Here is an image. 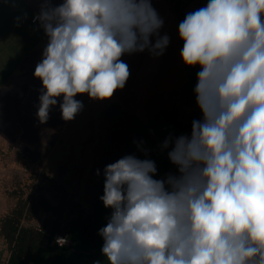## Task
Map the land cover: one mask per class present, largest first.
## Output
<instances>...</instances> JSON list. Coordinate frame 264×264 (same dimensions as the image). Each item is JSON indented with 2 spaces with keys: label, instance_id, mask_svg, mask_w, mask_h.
Here are the masks:
<instances>
[{
  "label": "clouds",
  "instance_id": "1",
  "mask_svg": "<svg viewBox=\"0 0 264 264\" xmlns=\"http://www.w3.org/2000/svg\"><path fill=\"white\" fill-rule=\"evenodd\" d=\"M37 21L41 123L60 97L65 121L84 107L78 94L112 98L130 76L123 55L170 43L151 0H41ZM178 33L183 63L201 69L202 119L163 142L178 175L155 179V162L135 155L105 166L104 264H264V0H208Z\"/></svg>",
  "mask_w": 264,
  "mask_h": 264
},
{
  "label": "crops",
  "instance_id": "2",
  "mask_svg": "<svg viewBox=\"0 0 264 264\" xmlns=\"http://www.w3.org/2000/svg\"><path fill=\"white\" fill-rule=\"evenodd\" d=\"M207 2L208 0H192L184 10L185 15L206 6ZM151 3L164 21L159 33L161 36L168 35L170 43L163 55L160 56H154L145 50L144 52L125 54L121 57L129 66L130 76L125 87L118 89L113 95L116 97L119 107L114 108L115 110L107 109L108 102L103 110L96 113L104 119L108 116H117L116 123L114 122L111 129L107 128V132L102 134L101 140L104 139L107 145H110L108 141L122 139L119 135L111 134L110 137L109 134L112 131L115 133L121 130L126 121L119 128L116 127L117 122L127 119V116L137 123H148L150 130H157V126L154 127V122L156 123L160 117L164 123V131L165 117L174 111L177 114V120L183 124L202 119V112L196 99L187 100L180 97L179 94L187 79V72L181 58L178 33L180 20L172 13L166 0H151ZM39 10L40 6L36 0H0V132L9 128L8 116L14 113L13 110L16 107L19 109H17V113L20 116L24 115V118L37 116L42 82L33 74L48 43V37L39 26V22H33V17L39 13ZM152 42H155V37L152 38ZM194 67L196 73L201 70L199 65ZM59 104L60 100L58 99L57 105L50 109V117L47 122L51 118L52 125L55 126L54 129L60 134L62 132L61 124L57 127L60 120L55 118L56 115H61ZM37 121L40 120L37 119ZM141 128H135L133 136L135 139L139 135L136 132ZM152 137L153 142L158 143L156 134ZM175 137L177 136L175 135L173 138ZM163 156L164 161L165 153ZM160 157H162L161 154ZM174 168H176L175 165L172 166L169 174H172ZM174 175H177V172H174ZM103 211L105 213L101 228L104 227L107 216L111 214V209L105 208V206H103ZM1 242L6 243L4 238H1ZM100 245L102 247L103 244L100 243ZM76 255L82 256L74 252L68 254L70 264H85ZM102 255L101 253L99 257L101 258ZM8 258V248L5 252L0 250V264H7ZM100 261L101 264H104L105 260Z\"/></svg>",
  "mask_w": 264,
  "mask_h": 264
},
{
  "label": "rangeland",
  "instance_id": "3",
  "mask_svg": "<svg viewBox=\"0 0 264 264\" xmlns=\"http://www.w3.org/2000/svg\"><path fill=\"white\" fill-rule=\"evenodd\" d=\"M36 1L40 6L41 0ZM61 2L62 0H53L57 5ZM172 13L174 14L173 11ZM191 67L195 70L194 66ZM58 99L61 103L62 97ZM74 99L82 101L84 107L71 121H65L59 114L55 116L60 120L57 124V127L61 124L60 134L54 129L51 118L46 123L37 121L36 115L24 118V115L20 116L17 113L19 110L17 107L13 110L14 113L8 116L9 128L0 132V218L11 210L21 191L25 197L31 194L44 195L55 202L47 181H39L43 174L53 176L73 195V202L79 200L87 209L92 207L97 199V193L104 186L105 166L126 155L153 160L159 170L154 176L159 177L164 163L162 148L164 123L160 117L156 123L154 122L157 130H150L148 123L140 124L127 116V119L117 122L116 127L119 128L126 121L122 129L109 134L110 137L111 134L119 135L122 139L108 141L110 145H107L104 139L101 140L102 134L107 132V128L111 129L113 123H116L117 116H108L104 119L96 113L103 110L108 102L107 109L115 110L114 108L119 107L116 97L101 101L90 99L87 94H78ZM59 113L61 114V110ZM137 127L142 128L136 132L139 135L135 139L133 136ZM181 132L176 136L191 134L190 130ZM155 134L158 143L153 142L152 136ZM97 169L100 170V175L96 174ZM174 172L178 175L177 167L172 169L173 175ZM50 216L48 213H40L30 223L41 224ZM71 216L72 212H66L67 219ZM98 233L99 231L97 232L99 242L103 244V238ZM6 244L2 243L0 238L1 252H5ZM76 257L85 264L105 260L103 255L94 260L85 256Z\"/></svg>",
  "mask_w": 264,
  "mask_h": 264
},
{
  "label": "trees",
  "instance_id": "4",
  "mask_svg": "<svg viewBox=\"0 0 264 264\" xmlns=\"http://www.w3.org/2000/svg\"><path fill=\"white\" fill-rule=\"evenodd\" d=\"M166 1L181 22V19L185 17V11L182 16L179 14V11L186 0ZM180 47L181 49L183 47L181 39ZM185 70L187 72V79L181 87L179 94L184 99L194 100L196 99L194 89L198 82L197 73L191 66H185ZM185 125L187 124H183L177 120V114L174 111L165 117L164 133ZM191 128L192 125L187 129L190 130V133ZM181 133V131H173L169 133L168 138H173L175 135ZM165 140L163 135L162 145ZM163 150L166 155L163 169L159 177L156 178L154 176L155 179H164L165 169L170 163L167 155L170 149L163 148ZM41 180L47 181L51 196L55 202H52L50 198L44 195L33 196L31 194L25 197L21 191L11 210L0 218V238L5 239L9 251L7 264H66L64 254L73 248L81 250L87 255L96 254L97 250L91 236L92 219L93 213L96 211L95 236L101 247L97 232L101 228L105 213L102 201L99 200L97 202L95 199L92 207L87 209L81 201L76 200L73 202V195L50 174H43V177L39 181ZM103 188L104 186L99 190L96 198L104 194ZM66 212H72V216L68 219L66 218ZM40 213H48L51 216L41 224H31L30 222ZM109 216H107V219ZM107 219L104 221V226H106ZM58 233L66 235L70 243L59 245L54 239L55 234ZM67 261L70 264L68 256Z\"/></svg>",
  "mask_w": 264,
  "mask_h": 264
},
{
  "label": "water",
  "instance_id": "5",
  "mask_svg": "<svg viewBox=\"0 0 264 264\" xmlns=\"http://www.w3.org/2000/svg\"><path fill=\"white\" fill-rule=\"evenodd\" d=\"M189 1H190V0H186V1L184 2L183 6L181 7V9H180V11H179V14H180L181 16H182V14H183V12H184L186 6L188 5V2H189ZM181 20H183V19H181ZM192 122H193V121H192ZM192 122L188 123L187 125H185V126H183V127H180V128H177V129H171V130H168V131L165 133V139H168V135H169V133H171V132H173V131H185V130H187V129L192 125ZM170 147H171V146H170ZM170 147H169V149H170ZM172 166H173V164L170 162V163L168 164L166 170H165L164 178H166L167 175H169V171H170V169L172 168ZM101 196H102V194L99 195V196L97 197V199H96L97 202L100 200V197H101ZM95 222H96V211H94V213H93V219H92V233H91V236H92L93 244H94V246H95L96 249H97V254H95V255H93V256H89V255H87L86 253L82 252L81 250H78V249L73 248V249L67 251V252L64 254V260H65V263H66V264H69L68 261H67V256H68V254H69L70 252H74V253H77V254H79V255H82V256H85V257H88V258H92V259H96V258H98V257L101 255V253H102V252H101V248H100V246H99V244H98V242H97V240H96V236H95Z\"/></svg>",
  "mask_w": 264,
  "mask_h": 264
},
{
  "label": "built area",
  "instance_id": "6",
  "mask_svg": "<svg viewBox=\"0 0 264 264\" xmlns=\"http://www.w3.org/2000/svg\"><path fill=\"white\" fill-rule=\"evenodd\" d=\"M37 14H38V13H36V14L34 15V17H35ZM54 239L56 240V242H57L59 245H67V244L70 243V241L68 240L67 236L64 235V234H61V233L55 234ZM60 239H63L65 242H64L63 244L59 243L58 241H59Z\"/></svg>",
  "mask_w": 264,
  "mask_h": 264
}]
</instances>
